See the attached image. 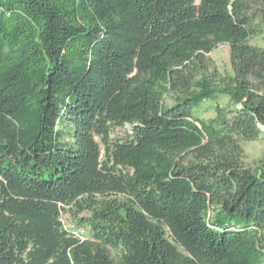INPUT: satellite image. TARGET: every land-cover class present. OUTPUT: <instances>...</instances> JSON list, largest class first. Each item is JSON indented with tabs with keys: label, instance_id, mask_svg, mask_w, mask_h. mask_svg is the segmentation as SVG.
<instances>
[{
	"label": "trees",
	"instance_id": "obj_1",
	"mask_svg": "<svg viewBox=\"0 0 264 264\" xmlns=\"http://www.w3.org/2000/svg\"><path fill=\"white\" fill-rule=\"evenodd\" d=\"M259 21L264 0H0V264H264Z\"/></svg>",
	"mask_w": 264,
	"mask_h": 264
},
{
	"label": "rangeland",
	"instance_id": "obj_2",
	"mask_svg": "<svg viewBox=\"0 0 264 264\" xmlns=\"http://www.w3.org/2000/svg\"><path fill=\"white\" fill-rule=\"evenodd\" d=\"M251 44L264 47V22L259 21L258 32L251 38ZM209 65L211 71L217 69L220 73H231L230 65V48L227 44H219L213 52L208 54ZM219 105L222 107L227 106V98L220 97ZM172 98L168 96L166 98V104H171ZM217 102H205L197 111V115L205 120L215 118L216 110L215 106ZM127 131L130 132V127L117 128L113 131L112 137L117 139L119 137L125 138ZM246 160L249 164L256 166L260 160H264V134L256 141L246 142L243 144ZM79 217H87V213H82ZM62 219L65 225L70 228L78 229L81 232H85V227L79 226L78 221L75 218L74 211L64 213Z\"/></svg>",
	"mask_w": 264,
	"mask_h": 264
}]
</instances>
